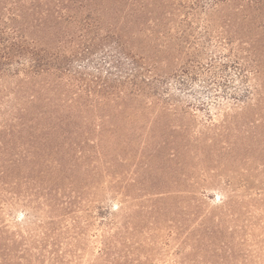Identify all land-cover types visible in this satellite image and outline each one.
I'll return each mask as SVG.
<instances>
[{
	"label": "rangeland",
	"instance_id": "rangeland-1",
	"mask_svg": "<svg viewBox=\"0 0 264 264\" xmlns=\"http://www.w3.org/2000/svg\"><path fill=\"white\" fill-rule=\"evenodd\" d=\"M105 62L88 68L97 96L118 79ZM255 83L246 105L203 89L171 115L116 101L87 108L103 128L71 115L48 135L0 138V264H264Z\"/></svg>",
	"mask_w": 264,
	"mask_h": 264
},
{
	"label": "trees",
	"instance_id": "trees-1",
	"mask_svg": "<svg viewBox=\"0 0 264 264\" xmlns=\"http://www.w3.org/2000/svg\"><path fill=\"white\" fill-rule=\"evenodd\" d=\"M0 3V93L11 103L0 110V138L48 135L71 115L103 128L107 117L87 108L116 101L171 115L203 89L212 105H246L264 77V0ZM103 61L118 79L110 91L99 83L97 96L88 68L103 73Z\"/></svg>",
	"mask_w": 264,
	"mask_h": 264
}]
</instances>
